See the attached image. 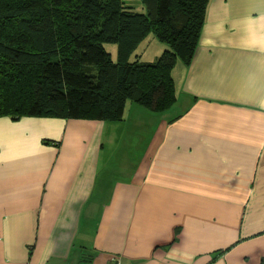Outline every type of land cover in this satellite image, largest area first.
Instances as JSON below:
<instances>
[{
    "label": "crops",
    "instance_id": "crops-1",
    "mask_svg": "<svg viewBox=\"0 0 264 264\" xmlns=\"http://www.w3.org/2000/svg\"><path fill=\"white\" fill-rule=\"evenodd\" d=\"M177 68L170 116L0 117V264H264V0Z\"/></svg>",
    "mask_w": 264,
    "mask_h": 264
},
{
    "label": "trees",
    "instance_id": "trees-1",
    "mask_svg": "<svg viewBox=\"0 0 264 264\" xmlns=\"http://www.w3.org/2000/svg\"><path fill=\"white\" fill-rule=\"evenodd\" d=\"M142 2L144 13L123 0H0V117L120 121L129 101L172 107L210 0ZM151 34L167 48L148 62L137 50Z\"/></svg>",
    "mask_w": 264,
    "mask_h": 264
},
{
    "label": "rangeland",
    "instance_id": "rangeland-1",
    "mask_svg": "<svg viewBox=\"0 0 264 264\" xmlns=\"http://www.w3.org/2000/svg\"><path fill=\"white\" fill-rule=\"evenodd\" d=\"M125 5L130 7L133 11L135 12H139V13H144L146 10H145V6L142 2V0H123ZM106 47L108 48L109 51H113V54L115 56L116 54V45L114 44H108L106 45ZM167 48V45H165L164 43L160 42L153 34H151L138 48L137 50V53L138 55L140 56V58L144 61H148V62H152V61H155L158 56ZM135 58V56L133 57ZM181 62L178 63V68L179 69L181 67ZM179 70H177L178 72ZM137 104L136 107H145V106H142L138 103H135L133 101H129L127 103V106H126V110H127V116H128V119L129 121H132V122H137V118H135L134 116V113L132 112L134 109L133 107H135V105ZM171 108V107H170ZM166 109L165 111L163 112H166V115L170 116L172 112H167L169 111V109ZM145 130H144V133L146 135L149 134L150 132V124L145 126L144 127ZM137 137V136H135ZM134 150V149H133Z\"/></svg>",
    "mask_w": 264,
    "mask_h": 264
},
{
    "label": "built area",
    "instance_id": "built-area-1",
    "mask_svg": "<svg viewBox=\"0 0 264 264\" xmlns=\"http://www.w3.org/2000/svg\"><path fill=\"white\" fill-rule=\"evenodd\" d=\"M112 264H124L122 257L120 255H114L112 258Z\"/></svg>",
    "mask_w": 264,
    "mask_h": 264
}]
</instances>
